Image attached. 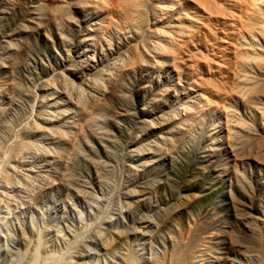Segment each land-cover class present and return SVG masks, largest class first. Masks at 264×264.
Segmentation results:
<instances>
[{
	"label": "rangeland",
	"instance_id": "1",
	"mask_svg": "<svg viewBox=\"0 0 264 264\" xmlns=\"http://www.w3.org/2000/svg\"><path fill=\"white\" fill-rule=\"evenodd\" d=\"M34 258L264 264V0H0V264Z\"/></svg>",
	"mask_w": 264,
	"mask_h": 264
},
{
	"label": "bare ground",
	"instance_id": "2",
	"mask_svg": "<svg viewBox=\"0 0 264 264\" xmlns=\"http://www.w3.org/2000/svg\"><path fill=\"white\" fill-rule=\"evenodd\" d=\"M130 26H131V25H130ZM134 26H135V25H134ZM135 49H136V48H135ZM129 54H130V53H129ZM118 58H119V57H118ZM129 58H130V57H129ZM138 58H139V57H138ZM121 59H122V58H121ZM132 60H133V59H132ZM129 61H130V60H129ZM114 62H115V61H114ZM114 62H113V63H114ZM126 62H127V61H126ZM110 63H111V62H110ZM113 63H111V64H113ZM120 63H122V61H121ZM134 63H135V62H134ZM139 63H140V62H139ZM111 64H110V65H111ZM115 64H116V63H115ZM108 65H109V63H108ZM137 65H138V64H137ZM118 66H119V65H118ZM123 66H124V65H123ZM107 67H108V66H107ZM113 68H115V67H113ZM104 69H105V68H104ZM115 69H116V68H115ZM101 70H102V69H101ZM110 70H111V69H109V71H110ZM113 70H114V69H113ZM107 71H108V70H107ZM103 73H104V72L101 71V73H100L99 75H103ZM107 74H108V73H107ZM104 75H105V74H104ZM97 76H98V75H97ZM104 77H105V76H104ZM97 78H99V76H98ZM101 78H102V77H101ZM105 78H106V77H105ZM92 80H93V82L96 81L95 79H92ZM92 80H91V81H92ZM91 81H90V82H91ZM97 81H98V79H97ZM99 81H100V80H99ZM102 81H103V79H102ZM99 83H100V82H99ZM99 83H97V84H95V83L93 84V83H92V85H90V86L93 88V90H96V92H97V91L99 92V90H100V87H99L100 84H99ZM58 84H59V83H58ZM90 84H91V83H90ZM101 84H102V83H101ZM103 85H104V84H103ZM105 86H106V85H105ZM103 87H104V86H103ZM101 88H102V85H101ZM76 90H77V89H76ZM122 96H123V95H122ZM84 98H85V97H84ZM87 98H89V96H88ZM122 98H126V96H123ZM81 99H82V98H81ZM85 99H86V98H85ZM122 100H126V99H122ZM81 101L83 102V101H85V100H81ZM81 101L79 100L80 103H81ZM123 104H124V102H123ZM126 108H127V107H126ZM102 177L104 178V179L102 178V179H103V184L108 185V184H109V175H106V178H105L104 173H102ZM119 188H120V187H119ZM120 191H121V190H120ZM108 216H109V215H108ZM110 216H111V215H110ZM110 219H111V218H110ZM110 219H109V220H108V219H107V220L105 219V220H106V223H107V225H108V227H111V226H112V221H111L112 219H111V220H110ZM178 223H179V222H178ZM175 225H176V224H175ZM177 226H178V225H177ZM182 252H183V251H182ZM45 261H46V259H45ZM35 262H36V258H34V260L32 261V264H36Z\"/></svg>",
	"mask_w": 264,
	"mask_h": 264
}]
</instances>
